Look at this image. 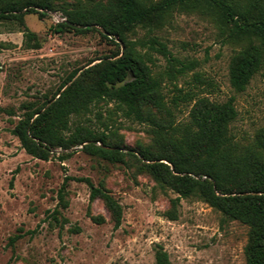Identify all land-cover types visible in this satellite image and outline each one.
<instances>
[{"label": "rangeland", "instance_id": "374dc122", "mask_svg": "<svg viewBox=\"0 0 264 264\" xmlns=\"http://www.w3.org/2000/svg\"><path fill=\"white\" fill-rule=\"evenodd\" d=\"M80 1L89 5L97 0ZM61 2L56 0L58 5ZM63 18L60 9L47 11L43 18L37 13L24 15L39 48L24 47L22 31L9 22L0 23V264H157V245L167 252L171 264H246L247 225L225 218L197 197H181L176 218H169L165 211L177 193L157 186L139 161L127 156L124 163H111L84 152L80 145L57 149L44 160L20 146L11 128L26 107L51 97L73 69L118 49L99 27L83 33L52 32L51 27ZM155 31L178 58L197 62L174 82L215 101L233 96L237 115L231 132L240 144L250 143L264 128V78L255 74L241 92L231 87L228 63L238 45L225 41L218 22L198 11L174 12ZM145 32L138 27L133 37ZM154 55L155 71L163 70L166 59ZM194 72L212 84L196 82ZM164 92L167 99L175 93L167 79ZM190 106L191 102L181 103L176 119L186 120ZM87 115L94 126L103 129L104 121L108 129L116 130L123 151L135 152L150 143L147 126L123 117L113 102H100ZM65 152L72 153L59 159ZM65 176L88 177L109 190L122 206L120 225L113 227L100 199H89L85 182L74 178L65 182ZM63 183L66 207L58 195ZM90 215H102L104 222L96 223Z\"/></svg>", "mask_w": 264, "mask_h": 264}, {"label": "trees", "instance_id": "16d2710c", "mask_svg": "<svg viewBox=\"0 0 264 264\" xmlns=\"http://www.w3.org/2000/svg\"><path fill=\"white\" fill-rule=\"evenodd\" d=\"M56 9L62 11L65 21L56 22L52 32L83 33L100 27L105 31L101 35L118 49L73 69L51 97L26 107L11 128L20 146L44 160L57 149L79 145L84 152L111 163L133 158L157 186L177 193L165 211L169 218H176L181 197H197L225 218L247 225L245 262L264 264V128L257 130L248 144L236 141L230 127L237 115L234 97L215 101L179 87L174 80L197 62L178 58L155 31L169 22L174 12L192 10L213 17L223 39L238 45L229 59L228 80L241 92L255 74L264 78V0H97L89 5L80 0H62L59 5L56 0H0V23L9 22L22 31L24 47L39 48L40 41L25 24L24 15L37 13L43 18ZM138 27L146 28L143 37H133ZM154 53L167 61L161 71L154 69ZM166 79L175 92L169 99L164 92ZM193 79L212 84L198 72L193 73ZM100 102H113L123 117L145 124L150 143L135 152L123 151L118 132L108 129L104 121L103 129L94 126L87 115ZM190 102L187 119L177 120L180 104ZM71 153H61L58 158ZM70 178L85 182L89 199H100L113 227L120 225L122 206L109 190L88 177L65 176V182ZM64 188L65 183L58 194L62 207L67 206ZM90 217L96 223L104 222L102 215ZM53 218L58 222L57 215ZM155 261L171 264L160 245Z\"/></svg>", "mask_w": 264, "mask_h": 264}, {"label": "water", "instance_id": "95a60500", "mask_svg": "<svg viewBox=\"0 0 264 264\" xmlns=\"http://www.w3.org/2000/svg\"><path fill=\"white\" fill-rule=\"evenodd\" d=\"M62 21H65V18H63ZM73 25H75V24L73 23ZM99 28H100V27H99ZM100 29L102 30L103 33H105V31H104L102 28H100ZM120 45H121V49H122L123 46H122L121 42H120Z\"/></svg>", "mask_w": 264, "mask_h": 264}]
</instances>
